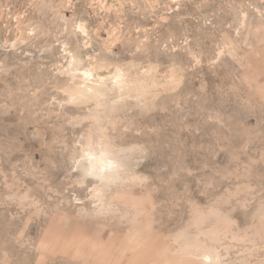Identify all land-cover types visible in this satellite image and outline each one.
Masks as SVG:
<instances>
[{
    "label": "rangeland",
    "instance_id": "374dc122",
    "mask_svg": "<svg viewBox=\"0 0 264 264\" xmlns=\"http://www.w3.org/2000/svg\"><path fill=\"white\" fill-rule=\"evenodd\" d=\"M0 264H264V0H0Z\"/></svg>",
    "mask_w": 264,
    "mask_h": 264
},
{
    "label": "bare ground",
    "instance_id": "6f19581e",
    "mask_svg": "<svg viewBox=\"0 0 264 264\" xmlns=\"http://www.w3.org/2000/svg\"><path fill=\"white\" fill-rule=\"evenodd\" d=\"M104 166H106V165L102 164V158H98L93 163L92 170L95 171L98 175H102L103 174L102 167H104Z\"/></svg>",
    "mask_w": 264,
    "mask_h": 264
}]
</instances>
